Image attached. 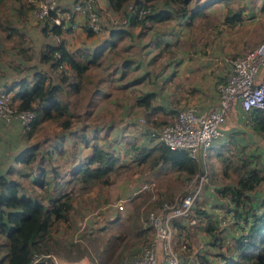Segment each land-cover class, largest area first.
Wrapping results in <instances>:
<instances>
[{
    "label": "crops",
    "instance_id": "obj_1",
    "mask_svg": "<svg viewBox=\"0 0 264 264\" xmlns=\"http://www.w3.org/2000/svg\"><path fill=\"white\" fill-rule=\"evenodd\" d=\"M77 1L80 0H60V4L62 7L70 8ZM209 1L211 0H191L189 12L186 15L174 14L163 20L154 17L136 23L124 32L117 30L120 29L118 27H112L106 29L105 32L90 35L86 29L79 28L64 31L60 36H55L44 34L43 22L42 28L37 26L40 21L35 17L33 10L25 0H1L0 87H11L21 78H25L31 83L34 82L33 71L31 69L27 70L29 66H38L41 71L53 73L50 64L41 63L39 60L40 52L45 44H57L62 39L70 51L83 49L86 50L88 55L100 53L99 58L87 70V78L84 80V86L85 83L95 85L91 96L98 95V99L102 97L104 100L109 99L112 92L105 91L104 85L109 83L110 79L117 82L118 85L115 84L117 90L123 91L127 88L125 94L131 96L123 100L124 109L119 116L122 121L118 125L109 126L110 133L106 132L102 137L96 134L98 128L93 125L98 109L97 102L91 98L84 105L85 110L83 113H76L71 108V111L75 112V117L72 118V123L68 128L62 126V119L57 121L45 120V122L55 123L60 132L54 136L46 137L44 142H31L38 129L29 138L25 135L19 120L8 123L0 120V176L8 175L19 179L21 181V191L34 195V189L37 192H42L41 188L33 183L34 178L40 171V166L43 165L48 168L49 163H53L61 170V176H58L56 180H59L58 185H62L71 179L70 174L73 170L92 154L91 143H94V141L117 154L119 157L117 169L134 163L137 165L148 163L152 170H156H153L154 172L164 170V167L174 168L168 164H154L149 157L145 161L139 160L141 156L137 154L135 148H150L158 144L157 140L148 135V129L156 125L150 123L149 120L158 121L157 123L165 122L168 119H163L161 116H171V112L177 113L178 108L175 107V104L180 100L178 89L183 90V102L189 101L190 106H197L203 112L209 111L218 103L219 94L216 91V83L226 76L227 70L229 71L231 67L229 62L224 61L222 64L226 68L219 71L215 69L216 64L214 62H207V58H205L201 61L203 70L200 73L203 74V77L200 74L199 83H193L190 89L186 90L187 87L183 86L186 81H184L182 74L185 71L194 70L193 67H189L191 62H194L191 53L182 49L183 51L178 52L175 57L169 53L166 54L167 50L171 51V46L173 47L174 44L188 41V37L184 36L189 33V27L192 26V22L196 18L206 15L207 10H210L209 14L219 4H229L230 0H217L209 4L210 6H206L200 14L194 17L190 15L191 12ZM96 3H98L103 13H108L110 19L112 16L123 14L124 9L128 8L130 4H127L123 10L117 11L110 6L108 0H96ZM152 4L163 9H171L168 4H164L162 1L152 2ZM75 17L80 22L84 21V16L80 13H76ZM103 17L108 19L106 14ZM242 20L243 18L239 21H231V23L226 20L225 22L235 25ZM9 26L18 32L13 33ZM32 35L39 37L40 47L32 48V51L29 52L26 42L28 40L34 41ZM13 39L19 40L16 46L8 44V42L14 41ZM24 40L26 41L25 44ZM20 47L26 49L22 50L23 52L32 54V58L26 59L23 57L19 52ZM164 54L166 60L165 63L161 64V57ZM218 54L225 56L226 53L219 51ZM9 59L15 61V63L8 62ZM22 68L24 70H21ZM204 82H206V85H204ZM133 94H135L134 97ZM149 94H153V97L150 108H146L142 104V99ZM67 98L71 100L70 97ZM155 107L159 109H152ZM148 114H151L149 120ZM227 118L222 125L223 133L212 149L209 150L208 156H212L213 160L216 158V160L222 161V157L228 154L229 149L236 150L235 147H237L241 150V148H245L250 153L261 154L264 167V138L254 130L252 123L247 121L246 114L238 103L234 105ZM122 122L123 124H121ZM112 131L114 132L113 135ZM128 136H133L134 139L130 141ZM83 137L87 138V142L83 141L85 139ZM34 144L39 146V153L44 152L46 157L49 156V152L52 154L49 159L47 158L48 163L21 161L20 156L23 152ZM44 144L47 147H44ZM216 164L218 165V162ZM224 166L222 165L221 170L225 168ZM219 169L217 167L216 170ZM232 170L233 168L228 167L229 176ZM50 175V173L47 174L48 178ZM222 176L227 177L224 174ZM263 184L252 193L259 199L264 198V190L259 189Z\"/></svg>",
    "mask_w": 264,
    "mask_h": 264
},
{
    "label": "rangeland",
    "instance_id": "obj_2",
    "mask_svg": "<svg viewBox=\"0 0 264 264\" xmlns=\"http://www.w3.org/2000/svg\"><path fill=\"white\" fill-rule=\"evenodd\" d=\"M94 4L100 13L99 21L103 27L100 31L92 29L94 33L105 32L106 29L112 27L121 28L120 26L123 24L120 14L112 16L110 19L108 13L102 12L96 0H94ZM31 9L35 17L40 21L37 26L42 28L43 21L36 16L35 7ZM209 11L207 10L206 15L196 18L192 22V26L189 27V33L184 36L188 37L187 42L172 44L171 51H166V54L169 53L174 57L178 52L183 51L182 49L191 53L194 62H191L189 67H193L194 70L185 71L182 74L184 81H186L183 84L184 87H187L186 90H189L193 83H199L200 74L203 77V74L200 73L203 70L201 61L205 58H207V62L216 64V70L222 71L226 68L222 64L224 61L230 63L235 56L247 53L264 40V2L262 0H230L229 4L215 6L214 10L208 14ZM235 12H240L243 20L235 25L225 22L227 15L230 13L234 15ZM105 14L108 19L103 17ZM80 15L84 16V21L80 22L75 17L76 27L67 31L88 28L87 15L81 13ZM125 27L128 28L130 26ZM40 31L42 34V29ZM32 37L34 38L33 42L24 40V44L26 42V46L29 47V52L32 51V48L40 47L39 37L36 35H32ZM14 41H10L8 44L16 46L19 40L16 39ZM219 51L225 52V56L219 55ZM161 59V64L165 63L166 55H162ZM11 61L9 59L8 62ZM12 62L15 63V61ZM229 71L227 70L226 76ZM220 82L217 81L216 86ZM115 84L117 82L110 79V82L104 85L105 91L112 92L107 100H104L103 97L98 99V95L91 96L95 89V85L92 83H85V89L80 94L70 95V105L76 113L84 112V105L90 98L97 102L98 111L96 112L93 125L98 128L96 134L100 135V137L106 132L110 133L109 126L118 125L122 121L119 116L124 109L123 100L131 96H126L125 91L127 88L120 91L116 89ZM204 85H206V82H204ZM178 91L180 100L175 104V107L178 108L177 111L190 106L189 101L183 102L182 100L184 97L183 90L178 89ZM134 95L132 96L134 97ZM61 96L66 97L65 94ZM161 117L168 119L170 122L175 115ZM14 120L17 121L19 119ZM19 121L26 135L27 128L24 127L21 120ZM36 129L38 130H36V134L31 139L32 143L44 142L46 137L54 136L60 132L59 127L51 121H42ZM90 134L92 135V133ZM113 134L114 132L112 131ZM128 138H130V141L134 139L133 136H128ZM43 146L47 147L45 144ZM201 162V172L204 171L208 177L206 182L202 184V190L193 208V217L196 222L191 223L188 219H178V221L174 219L173 221L175 249L181 250L182 245L186 243V255L195 258H199L203 253L215 254L218 251L225 250L213 244V236L205 230L206 218L202 220V217H199V214L197 215L199 209L212 213L211 215L216 220V233L224 238L222 242H225V245L231 235L236 233L233 226L234 220L228 208L231 203L228 199L222 198L217 194L215 190L223 184L234 183L237 174L232 170L230 171V176H222L223 170H221V167L224 162L216 160V158L213 160L212 156H208L206 160ZM217 162L218 165L216 164ZM217 167L220 168L218 171L216 170ZM163 169L154 172L156 170L153 169V171L148 163H143L142 165L134 163L115 170L110 176L111 183L97 182L85 188L73 183L65 185V189L71 191L74 208L68 221L57 222L54 225L46 252L53 253L64 261L82 264H117L121 258L128 254L142 250L149 239L146 235H139L137 231L145 225L143 219H146L147 212L152 210L159 211L164 201L174 203L180 199V197L190 191L201 174L200 172L197 175L188 177L185 172L175 168L164 167ZM152 182L155 183L153 190L135 194L140 185ZM259 189L264 190V184ZM255 197L258 198L257 196ZM122 199L126 200L124 209H118L117 205ZM6 252V236L1 234L0 258H3Z\"/></svg>",
    "mask_w": 264,
    "mask_h": 264
},
{
    "label": "trees",
    "instance_id": "obj_3",
    "mask_svg": "<svg viewBox=\"0 0 264 264\" xmlns=\"http://www.w3.org/2000/svg\"><path fill=\"white\" fill-rule=\"evenodd\" d=\"M25 1L30 8L35 7L27 0ZM108 1L110 6L117 11L123 10L129 3L138 7L144 5L151 7V12L140 20H137L135 15H129L130 27L154 17L163 20L174 14L186 15L191 2V0ZM160 1L168 4L171 9H163L152 4V2ZM215 1L217 0L207 2L191 12L190 15L194 17L200 14L206 6ZM126 9L123 12H126ZM241 19L240 12H235L234 15L230 13L226 17L228 23ZM40 20L44 23L43 32L45 35L60 36L64 31H67L61 25L54 23L50 17ZM9 27L13 33L18 32L13 27ZM126 29L128 28L123 27L117 30L124 32ZM86 30L90 35L94 33L89 28ZM19 50L26 59L32 58V54L22 51L26 50L24 47H20ZM40 53L39 60L41 63L50 64L53 73L41 71L38 66H29L27 70L33 71L34 82L31 83L27 79L21 78L15 85L5 88L11 93L12 102L18 110L29 109L35 112V118L26 131V136L29 138L34 135L38 125L45 120L62 119L64 128L71 125L75 112L71 111L70 100L67 97H70L71 94L78 95L83 91L84 80L87 78L86 72L100 56V53L88 55L83 49L70 51L62 39L57 44H45ZM62 94H65L66 97L63 98ZM152 97L153 94H149L142 99V104L146 108H150ZM173 115L176 116V113L171 112V116ZM149 116L151 117V114H148V120ZM250 120L248 122L252 123L254 130L264 138V112L254 110ZM149 121L153 125L156 124L155 126L169 122L168 120L160 123L155 120ZM86 139L83 141L87 142ZM91 144L92 154L73 170L70 174L71 179L62 185H58L59 180H56L58 176H61L58 166L53 163H49L48 168L41 165L33 183L41 188L42 192H37L34 189V195L21 191L19 179L8 175L0 176V234L6 236L7 247L6 254L0 258V264H30L35 252L46 251L54 225L57 222L68 221L74 208L71 191L65 189V185L73 182V184L85 188L97 182L111 183L110 176L118 167L119 157L97 141ZM235 149H229L228 154L222 157L225 165L222 174L229 176L228 167H233L234 173L237 174L236 180L234 183L217 187L216 192L231 203L228 208L234 220L233 226L236 233L231 235L225 245V242H222L224 238L216 233V220L211 215L212 213L199 209L197 215L199 214L202 220L206 218L205 230L213 236V244L225 249L215 254L203 253L199 257L200 264H264V198L259 199L252 194L264 183L262 157L261 154L250 153L245 148L239 150L235 147ZM135 150L141 156L139 160L145 161L149 157L154 164H168L185 172L188 177L201 172L200 163L193 159L186 150L172 149L161 143L150 148L136 147ZM48 154L49 156L46 157L44 152L39 153V146L34 144L20 157L21 161L27 163L34 161L48 163V159L52 155L50 152ZM48 173L51 174L49 178ZM137 233L146 235L150 239L152 230L143 225Z\"/></svg>",
    "mask_w": 264,
    "mask_h": 264
},
{
    "label": "built area",
    "instance_id": "obj_4",
    "mask_svg": "<svg viewBox=\"0 0 264 264\" xmlns=\"http://www.w3.org/2000/svg\"><path fill=\"white\" fill-rule=\"evenodd\" d=\"M35 6V14L40 19L52 18L53 22L64 29H74L77 25L75 13L87 15V27L94 31L102 30L99 21L100 13L94 0H80L70 8L62 7L60 0H27ZM151 12V7L128 5L126 12L121 14L122 26H129V15L137 20ZM54 13L53 15H51ZM120 26L121 28H123ZM226 78L217 84L218 103L209 111L203 112L197 106H188L178 111L175 118L161 126L151 127L148 134L158 143L172 149L186 150L189 155L202 163L208 157L210 148L222 135V125L238 103L251 121L254 110L264 112V40L254 49L245 54L235 56ZM61 68V67H60ZM11 93L0 87V120L11 122L19 119L29 129L35 118L32 110H18L12 104ZM143 121H145L143 119ZM206 163V162H205ZM204 163V164H205ZM199 174V173H198ZM197 175V174H196ZM208 175L203 171L190 191L174 203L164 201L160 210L147 212L144 226L152 230L147 245L137 252L123 257L117 264H200L199 258L186 255V243L181 250L174 247V219L190 220L195 223L193 208L206 182ZM155 183L140 185L135 194L153 190ZM125 199L118 203V209H124ZM179 220V221H180ZM30 264H82L60 260L53 253L35 252Z\"/></svg>",
    "mask_w": 264,
    "mask_h": 264
}]
</instances>
